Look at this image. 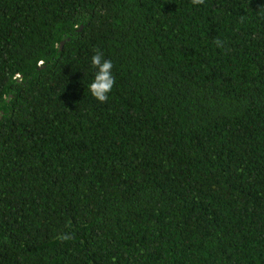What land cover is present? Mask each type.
Listing matches in <instances>:
<instances>
[{
	"label": "trees",
	"instance_id": "1",
	"mask_svg": "<svg viewBox=\"0 0 264 264\" xmlns=\"http://www.w3.org/2000/svg\"><path fill=\"white\" fill-rule=\"evenodd\" d=\"M0 264H264V0H0Z\"/></svg>",
	"mask_w": 264,
	"mask_h": 264
},
{
	"label": "clouds",
	"instance_id": "2",
	"mask_svg": "<svg viewBox=\"0 0 264 264\" xmlns=\"http://www.w3.org/2000/svg\"><path fill=\"white\" fill-rule=\"evenodd\" d=\"M203 3L204 0H192V4L194 5ZM214 43L217 47H224V42L219 38H216ZM91 64L96 71L93 81L88 86L89 91L99 102H107L109 98L108 94L111 92L116 82L112 74L113 63L110 59H104L102 53L97 49L96 53L91 58ZM63 238L68 239L69 237L65 236Z\"/></svg>",
	"mask_w": 264,
	"mask_h": 264
},
{
	"label": "water",
	"instance_id": "3",
	"mask_svg": "<svg viewBox=\"0 0 264 264\" xmlns=\"http://www.w3.org/2000/svg\"><path fill=\"white\" fill-rule=\"evenodd\" d=\"M81 28H82V27H81ZM63 45H64V42L61 43V48L63 47Z\"/></svg>",
	"mask_w": 264,
	"mask_h": 264
}]
</instances>
